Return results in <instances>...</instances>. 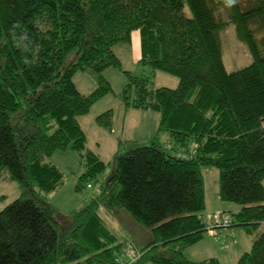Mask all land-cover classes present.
<instances>
[{
	"label": "trees",
	"instance_id": "obj_1",
	"mask_svg": "<svg viewBox=\"0 0 264 264\" xmlns=\"http://www.w3.org/2000/svg\"><path fill=\"white\" fill-rule=\"evenodd\" d=\"M227 22L251 55L233 71L219 38ZM253 26L264 29V0L246 7L239 0H0V176L5 169L22 189L0 210V264H120L100 208H123L150 227L153 238L135 263L219 264L183 254L206 232L209 168L218 170L220 199L240 206L234 226L253 233L264 222V54ZM134 30L140 64L150 70L124 71L119 96L125 109L160 113L156 134L147 143L119 141L100 194L69 219L56 217L44 196L63 175L45 158L77 151L84 170L76 191L98 183L107 164L86 147L78 117L113 91L103 72L121 68L113 47L130 43ZM86 69L97 82L88 94L73 81ZM156 70L176 76L177 87L151 89ZM95 120L111 129L112 111ZM161 132L172 143L163 146ZM235 264H264L263 232Z\"/></svg>",
	"mask_w": 264,
	"mask_h": 264
},
{
	"label": "rangeland",
	"instance_id": "obj_2",
	"mask_svg": "<svg viewBox=\"0 0 264 264\" xmlns=\"http://www.w3.org/2000/svg\"><path fill=\"white\" fill-rule=\"evenodd\" d=\"M239 1L243 7H246L247 0ZM217 14L221 15V19L227 21L228 14L226 9H223L222 7L218 8ZM252 28L254 29L253 32L256 37L257 44L263 50L262 53L264 54V29H259L256 26H253ZM219 38L226 70L233 71L240 69L251 62V55L248 47L238 37L234 24L227 22L219 32ZM113 51L121 62V68L109 67L103 72L104 77L109 81L113 91L94 103L88 113L78 117V121L86 134V147L96 153L107 164L104 172L98 174L97 176L98 183L100 184L105 183L113 168V155L116 148H119V146L116 147L117 142H124V137L128 135L127 131H123V127L127 126V124H125L126 120H124L126 110H134L133 113H136V115L138 113H152L154 115H160L158 111L143 112L135 108L125 109L124 103L119 96L120 92L127 83V77L124 71H128L136 76H141L146 75L150 70L148 66L141 65L139 61L140 37L138 31L134 30L132 32V39L130 43L116 44L113 47ZM71 57L68 58V61ZM73 81L79 91L84 94L92 92L97 85L95 75L88 69L76 72L73 76ZM177 84L178 78L176 76L161 70H156L149 87L151 89H155L157 87L176 88ZM107 110L112 111L113 126L111 123V129H106L105 127L99 125L95 120L97 115ZM132 115L134 114H130L129 117L131 118ZM143 128L145 129L146 125H144ZM142 135L147 136V138L150 137V133L148 132H143ZM124 150L125 149L121 148L120 152H124ZM45 161L55 165L63 175L60 187L56 191L44 196L48 203L54 208L56 217L60 215L64 219H69L70 214L74 210L83 208L89 202L91 197L98 196L100 194L98 186H95L92 191L86 190L85 188L81 191H76L75 185L77 183V179L84 170L82 158L77 151L71 149L56 151L51 156L46 157ZM217 174L218 170L216 168H209L208 172L206 174L204 173L205 189L208 193V197L212 200L211 204L214 202L212 196L217 188ZM21 194L22 189L19 184L16 181H11L8 178V172L4 169L0 176V210L11 203L14 199L21 196ZM224 203L240 207L234 202L224 201ZM229 210L230 211H228L227 208H224L223 211L230 214L234 213L233 210ZM108 211L109 210H104L103 208L99 209V213L106 223V226L116 238L115 244L118 247L115 253L117 259H119L120 254H122L124 249L129 244L136 248H133L132 251L140 257V250L143 248L142 246L148 244V242H150L153 238V233L150 227L140 223L123 208ZM227 229L229 230V233H231V230L238 231L239 237L243 238V243L239 244L240 247L237 250V254L239 252L244 253L251 249L253 241L256 238V234L258 236L261 232H264V222H262L253 233H248L241 226H232ZM222 230H224V228H222ZM218 238L217 240L219 241V245L223 248V244L220 243L221 237L219 235ZM228 239L229 241H227ZM233 239L234 236L231 234L225 239L226 242H228L229 248L232 246L231 243L233 242ZM187 247L183 248V252H185ZM219 256L220 264H233L228 260L229 258L226 259L221 254ZM128 258H131V256L128 255ZM135 264L154 263L143 262Z\"/></svg>",
	"mask_w": 264,
	"mask_h": 264
},
{
	"label": "crops",
	"instance_id": "obj_3",
	"mask_svg": "<svg viewBox=\"0 0 264 264\" xmlns=\"http://www.w3.org/2000/svg\"><path fill=\"white\" fill-rule=\"evenodd\" d=\"M137 110H140L143 112H153L151 110H142V109H137ZM133 112H134V110H131V109L126 110V112H125L124 120H126L125 124H127V126L123 127V131H127L128 135L124 137V140L125 141H137L139 143H147L156 134L158 124H159L160 115L158 116V115H154L152 113L151 114L138 113L136 115V113H133ZM130 114H134V115H132V117L130 118L129 117ZM144 125H146L145 129L143 128ZM112 126H113V120H112ZM143 132L150 133V137L147 138V136H143L142 135ZM158 139L160 140V142L163 146H165L168 143H172V140L169 137V135L167 133H164V132H161L158 134ZM118 146H119V141L117 142L116 147H118ZM117 150H118V148H116L115 152ZM207 172H208V169L203 171L204 198H205V207H204L203 215H207V214L214 212V211H223L224 208H227L228 211H230L229 209H231L234 211V213L238 212L240 207H235L232 204L224 203V201L220 199L218 182H217L218 180L216 181L217 182L216 191H215L214 195L212 196V199H214V202L211 204L212 200H210V198L208 197V193L205 189L204 173L206 174ZM217 179H218V174H217ZM230 232L231 233H229L228 229L217 230L216 235L214 236L211 233L206 231L205 233H203L202 237L197 242L189 245V247L186 246L187 249L185 250V252H183V254L187 259L192 260V261H202V260L209 259V258H215L218 260L219 264H220V256L219 255L221 254L226 259L229 258L228 260L230 262H232L233 264H235L237 262L238 258L243 254V252H239L237 254V250L240 247L239 244L243 243V238L239 237L238 231H236V230H231ZM228 234H231L234 236V239L232 240L233 242L231 243L232 246H230V248H229L228 242H227L226 245H223V248L220 247L219 241L217 240L218 235L222 239H226ZM214 237H216V238H214ZM255 237H257V234ZM227 241H229V239ZM144 246H142V247H144ZM133 248H134V246H133ZM189 248H192V249H189ZM134 249H136V248H134ZM198 257H203V258H198Z\"/></svg>",
	"mask_w": 264,
	"mask_h": 264
},
{
	"label": "built area",
	"instance_id": "obj_4",
	"mask_svg": "<svg viewBox=\"0 0 264 264\" xmlns=\"http://www.w3.org/2000/svg\"><path fill=\"white\" fill-rule=\"evenodd\" d=\"M193 151L194 148L192 147L188 153H192ZM180 152L182 153V151ZM183 155H185V153H183ZM98 184L99 183L97 182H90L86 185V190L92 191L95 186H98ZM201 219L203 220L205 230L214 236L216 235L217 230H222V228L227 229L234 226L232 214L225 211H214L207 215H202ZM227 236H230V234ZM220 243L223 245L227 244L225 239H222V241L220 239ZM132 249L133 247L130 244L124 249L118 259L120 264H132L139 258V255L133 252ZM128 255H130L131 258H128Z\"/></svg>",
	"mask_w": 264,
	"mask_h": 264
}]
</instances>
